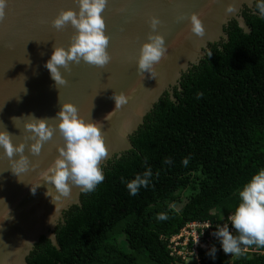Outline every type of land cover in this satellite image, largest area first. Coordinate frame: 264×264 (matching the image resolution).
Instances as JSON below:
<instances>
[{
  "label": "trees",
  "instance_id": "trees-1",
  "mask_svg": "<svg viewBox=\"0 0 264 264\" xmlns=\"http://www.w3.org/2000/svg\"><path fill=\"white\" fill-rule=\"evenodd\" d=\"M258 2L242 10L250 30L228 21L227 39L209 44L171 87L173 98L165 91L129 135L133 147L101 165L103 182L81 191L80 203L62 212L53 230L57 246L40 236L27 264H197L173 253L168 238L212 210L233 213L243 186L264 169V16ZM149 169L148 186L131 195L127 182ZM161 213L167 219H158ZM257 248L232 257L199 249L198 264H264V247Z\"/></svg>",
  "mask_w": 264,
  "mask_h": 264
},
{
  "label": "water",
  "instance_id": "water-1",
  "mask_svg": "<svg viewBox=\"0 0 264 264\" xmlns=\"http://www.w3.org/2000/svg\"><path fill=\"white\" fill-rule=\"evenodd\" d=\"M253 1L107 0L102 16L109 37L110 62L104 67L82 59L78 64L69 62V71L59 69L67 84L57 86L44 65L54 46L67 50L76 30L70 23L57 30L51 22L62 10L78 11L76 0H7L5 17L0 21V131L10 133L13 144L25 143L23 154L29 159L30 169L18 177L0 147V200L11 216L6 219L7 212L0 205V264H27L25 257L42 235L57 246L53 230L62 220V212L80 203L79 187L71 186L68 197L57 199L59 194L44 176L59 155L58 146L63 145L55 128L58 118L47 121L55 129L53 136L42 144L39 155H31L27 147L32 142L27 139L31 133L24 129L27 116L53 118L61 103L70 102L86 122L102 125L107 159L120 155L133 147L129 135L159 97L168 91L173 98L171 87L179 85L182 72L204 56L208 43L220 36L227 39L223 25L235 19L244 31L250 30L240 10L244 5L253 9ZM230 5L235 8L233 13L226 12ZM191 13L199 15L203 23V38L188 30ZM151 17L160 20L155 31L164 37L168 50L154 65V78L148 72L141 78L136 60L140 46L152 32ZM121 92L127 96V103L114 110L112 97ZM13 117L22 119L14 124ZM12 159H19V154ZM32 188H36L34 193Z\"/></svg>",
  "mask_w": 264,
  "mask_h": 264
},
{
  "label": "clouds",
  "instance_id": "clouds-1",
  "mask_svg": "<svg viewBox=\"0 0 264 264\" xmlns=\"http://www.w3.org/2000/svg\"><path fill=\"white\" fill-rule=\"evenodd\" d=\"M76 3L78 4V11L62 10L51 22L57 30L69 23L76 30L70 38L71 43L67 50L63 47L54 46L50 59L44 65L57 86L67 84V80L61 75L59 69L63 68L65 71H69V62L78 64L82 59L86 63L104 67L111 60L107 52L109 37L105 34L106 25L102 16L107 0H76ZM6 7L7 0H0V21L5 17ZM257 8L260 14L264 16V0L257 3ZM234 11L235 8L231 5L226 9L227 13ZM187 19L190 22L189 32L203 38L205 28L199 15L191 13ZM159 24L160 20L157 17L149 19V27L152 32L148 33L147 42L140 46L139 56L136 60L137 73L141 75V78H143L144 72L150 73L151 77L154 78V65L158 64L167 53L168 49L165 46L164 37L155 31ZM211 54L209 51L208 56ZM27 63L30 61L27 60ZM22 91L26 92V89L23 87ZM202 96L203 93H197V98ZM112 98L115 101L114 110L127 103V96L123 92L114 94ZM57 118L58 122L55 128L59 130L63 145L58 146L59 155L46 169L44 176L59 194L57 199L68 197L73 185L79 187L82 192H91L104 180L100 163L108 158L109 152L101 132L102 125L90 120L86 122L78 116V110L74 104L70 102L61 103L59 112L53 118L37 119L34 115L27 116L24 129L31 133L27 139L32 141L27 145L28 151L31 155L40 154L42 144L52 138L55 130L47 121ZM20 119L22 118H12L14 124ZM0 147L11 162L12 172L18 177L30 169L29 159L23 154L25 150L23 141L13 144L12 135L6 130L0 131ZM16 154H19V159H12ZM188 162L187 158L182 161L185 166ZM165 163H171V160L166 158ZM151 175L149 169L143 173V176L136 175L134 179L128 181L126 187L129 193L136 195L141 186L147 187L148 178ZM35 189L32 188L33 193ZM239 200L240 202L235 207L233 214L228 217L232 227L239 235L233 236L227 226H218L213 233L220 240L224 253L236 256L242 252L241 245L251 246L255 244L264 247V169L252 175L251 179L243 186L239 192ZM0 205L7 212L6 219H11L7 205L2 200H0ZM158 219L165 220L167 215L161 213L158 215ZM214 252L215 249L213 248L210 254L214 256Z\"/></svg>",
  "mask_w": 264,
  "mask_h": 264
},
{
  "label": "built area",
  "instance_id": "built-area-1",
  "mask_svg": "<svg viewBox=\"0 0 264 264\" xmlns=\"http://www.w3.org/2000/svg\"><path fill=\"white\" fill-rule=\"evenodd\" d=\"M233 213L222 215L219 211H211L208 218L203 220H191L182 226L177 234L168 238L169 246L173 253L180 255L183 259L193 258L198 264L199 249L220 251L227 257L233 255L224 253L220 240L213 235L217 227L227 226L233 236H238L239 233L232 227L228 217ZM221 217V218H220ZM210 225V226H209ZM209 226V227H208ZM242 251L257 252V245L251 246L241 245Z\"/></svg>",
  "mask_w": 264,
  "mask_h": 264
},
{
  "label": "flooded vegetation",
  "instance_id": "flooded-vegetation-1",
  "mask_svg": "<svg viewBox=\"0 0 264 264\" xmlns=\"http://www.w3.org/2000/svg\"><path fill=\"white\" fill-rule=\"evenodd\" d=\"M254 2H255V0L253 1V4H252L253 7H252V8H254ZM244 6H246V5H244ZM244 6H243L242 9L240 10V14H241V15H242V10H243ZM246 7H247V6H246ZM248 8H249V7H248ZM226 25H227V24L223 25V27H222L224 33H225V31H224V27H225ZM225 34H226V33H225ZM222 39H225V37L220 36L218 40H216V41H214V42H212V43L222 42ZM209 44H211V43H208L207 47H206L205 49H203L204 52H205L206 50L209 49ZM102 165H103V164H102ZM100 168H101V166H100Z\"/></svg>",
  "mask_w": 264,
  "mask_h": 264
},
{
  "label": "rangeland",
  "instance_id": "rangeland-1",
  "mask_svg": "<svg viewBox=\"0 0 264 264\" xmlns=\"http://www.w3.org/2000/svg\"><path fill=\"white\" fill-rule=\"evenodd\" d=\"M180 206H181V204H178V205H177V208H179ZM187 261H189V259L186 260V263H187ZM188 264H189V263H188Z\"/></svg>",
  "mask_w": 264,
  "mask_h": 264
}]
</instances>
